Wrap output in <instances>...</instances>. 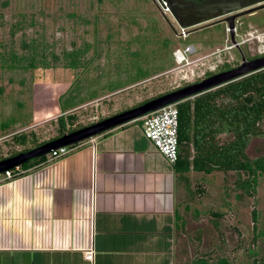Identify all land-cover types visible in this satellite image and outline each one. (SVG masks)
Here are the masks:
<instances>
[{
    "label": "rangeland",
    "instance_id": "374dc122",
    "mask_svg": "<svg viewBox=\"0 0 264 264\" xmlns=\"http://www.w3.org/2000/svg\"><path fill=\"white\" fill-rule=\"evenodd\" d=\"M188 32L158 0H0V53L29 56L25 46L39 43L50 64L46 69L12 70L0 63V160L58 138L62 116L74 115L67 130H79L198 80L213 69V62L224 61L225 54L230 61L240 59L229 47L223 55L197 61L200 56L187 55ZM263 41L253 40L250 46ZM85 48L87 64L76 70L52 56ZM178 51L183 52V64L175 58ZM135 63L150 75L109 90L110 84L132 78ZM71 97L82 102L63 109ZM139 124L144 136L143 122ZM20 135L27 137L25 145L15 141ZM231 139L221 135L216 141L221 145ZM246 154L250 159L263 156L264 138H253ZM187 178L180 181L177 194L181 264L203 256L212 262L224 258L231 264H264V174L253 196L236 186L247 178L243 173L191 171Z\"/></svg>",
    "mask_w": 264,
    "mask_h": 264
},
{
    "label": "crops",
    "instance_id": "0c3cea01",
    "mask_svg": "<svg viewBox=\"0 0 264 264\" xmlns=\"http://www.w3.org/2000/svg\"><path fill=\"white\" fill-rule=\"evenodd\" d=\"M139 123L0 184V264L182 263L180 181Z\"/></svg>",
    "mask_w": 264,
    "mask_h": 264
},
{
    "label": "trees",
    "instance_id": "16d2710c",
    "mask_svg": "<svg viewBox=\"0 0 264 264\" xmlns=\"http://www.w3.org/2000/svg\"><path fill=\"white\" fill-rule=\"evenodd\" d=\"M163 45L168 47L169 42ZM26 47L29 56H21L15 51L0 53L1 67L12 70L21 67L23 70L50 67L44 45L32 43ZM87 52L88 48L75 49L66 51L61 57L54 54L52 56L55 57V62L59 61L64 67L76 70L87 64L85 60ZM135 66L137 70L130 80L112 83L108 89L117 91L128 82L140 81L150 75L138 64L135 63ZM81 102L82 100L77 101L71 97L65 101L63 109L66 110ZM178 111L180 153L174 164L177 181L187 182V175L191 171L206 175L213 171L243 173L247 178L239 179L236 186L245 194L253 196L259 183V176L264 174V155L250 159L246 150L253 138H264V69L206 92L193 100L181 102L178 104ZM74 120V115L59 118L58 138L76 131L67 130V122ZM3 127L7 129L8 125L4 124ZM221 135H231L232 139L228 143L219 145L216 139ZM14 139L19 145L27 143L25 135L16 136ZM192 147L194 155L191 154ZM4 159L6 158L2 160ZM46 163L47 156L27 162L22 168L30 170ZM254 221L257 222L256 212H254ZM192 264L231 263L224 258L212 262L207 256H203L194 260Z\"/></svg>",
    "mask_w": 264,
    "mask_h": 264
},
{
    "label": "flooded vegetation",
    "instance_id": "af4514ba",
    "mask_svg": "<svg viewBox=\"0 0 264 264\" xmlns=\"http://www.w3.org/2000/svg\"><path fill=\"white\" fill-rule=\"evenodd\" d=\"M159 1L166 6L180 28L190 30L184 34L189 44L186 46L188 56H200L196 59L200 62L205 57L223 55L229 47L235 48L240 55V59L230 61L225 54L224 61L213 62V69L209 68L198 80L176 90L231 71L244 63L264 59V45L258 44L255 48L250 46L251 41L264 38V0Z\"/></svg>",
    "mask_w": 264,
    "mask_h": 264
},
{
    "label": "water",
    "instance_id": "95a60500",
    "mask_svg": "<svg viewBox=\"0 0 264 264\" xmlns=\"http://www.w3.org/2000/svg\"><path fill=\"white\" fill-rule=\"evenodd\" d=\"M160 4V2L158 0ZM264 69V59L244 63L231 71L215 75L200 83L167 93L142 105L104 119L95 124L83 127L70 134L51 140L27 152H21L15 156L0 161V173L22 166L23 164L48 156L52 151L77 146L91 138L104 135L117 128L139 121L143 117L163 109L169 105L179 104L189 99H194L206 92L223 87L234 81H238L248 75Z\"/></svg>",
    "mask_w": 264,
    "mask_h": 264
},
{
    "label": "built area",
    "instance_id": "2783aa9c",
    "mask_svg": "<svg viewBox=\"0 0 264 264\" xmlns=\"http://www.w3.org/2000/svg\"><path fill=\"white\" fill-rule=\"evenodd\" d=\"M179 55H183V52H176L175 58L177 59ZM139 121L143 122L144 137L153 144L158 153L163 155L168 162L174 165L177 162L180 153L178 140V104L169 105L143 117ZM96 140L97 137H94L85 142L94 144ZM73 148L74 147H64L52 151L47 156V163H54L69 156L73 151ZM28 172H30V170H24L22 166H19L4 173H0V184L12 182ZM84 257L87 261L94 262V247L86 250L84 252Z\"/></svg>",
    "mask_w": 264,
    "mask_h": 264
},
{
    "label": "bare ground",
    "instance_id": "6f19581e",
    "mask_svg": "<svg viewBox=\"0 0 264 264\" xmlns=\"http://www.w3.org/2000/svg\"><path fill=\"white\" fill-rule=\"evenodd\" d=\"M177 61L179 62V64H183L184 56L183 55H179L178 58H177Z\"/></svg>",
    "mask_w": 264,
    "mask_h": 264
}]
</instances>
